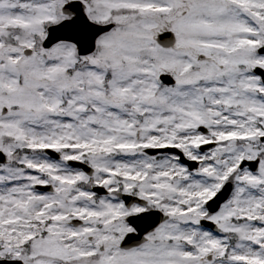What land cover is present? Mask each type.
<instances>
[{"label":"snow or ice","instance_id":"obj_1","mask_svg":"<svg viewBox=\"0 0 264 264\" xmlns=\"http://www.w3.org/2000/svg\"><path fill=\"white\" fill-rule=\"evenodd\" d=\"M0 264H264V0H0Z\"/></svg>","mask_w":264,"mask_h":264}]
</instances>
